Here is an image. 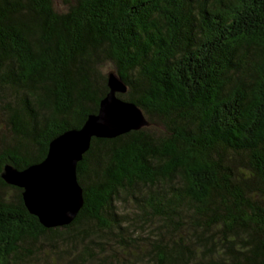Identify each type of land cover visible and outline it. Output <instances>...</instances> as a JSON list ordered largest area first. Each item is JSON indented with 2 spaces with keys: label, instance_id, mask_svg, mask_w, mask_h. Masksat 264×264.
I'll list each match as a JSON object with an SVG mask.
<instances>
[{
  "label": "trees",
  "instance_id": "trees-1",
  "mask_svg": "<svg viewBox=\"0 0 264 264\" xmlns=\"http://www.w3.org/2000/svg\"><path fill=\"white\" fill-rule=\"evenodd\" d=\"M66 3L0 0V264H264V0ZM110 72L147 124L91 138L77 216L45 228L1 173L80 128Z\"/></svg>",
  "mask_w": 264,
  "mask_h": 264
},
{
  "label": "water",
  "instance_id": "water-1",
  "mask_svg": "<svg viewBox=\"0 0 264 264\" xmlns=\"http://www.w3.org/2000/svg\"><path fill=\"white\" fill-rule=\"evenodd\" d=\"M107 87L96 113L89 114L80 128L52 139L41 162L23 170L4 166L1 178L22 189L24 206L45 228L68 225L77 216L83 198L76 168L91 138H114L147 124L138 106L116 95L126 91L118 75L108 73Z\"/></svg>",
  "mask_w": 264,
  "mask_h": 264
},
{
  "label": "rangeland",
  "instance_id": "rangeland-1",
  "mask_svg": "<svg viewBox=\"0 0 264 264\" xmlns=\"http://www.w3.org/2000/svg\"><path fill=\"white\" fill-rule=\"evenodd\" d=\"M66 1H72V0H52L54 7L59 11L66 9V7L68 6ZM45 251L48 252L47 249ZM49 256H50L49 259L53 258V257H51V255H49ZM51 261H53V259ZM61 262H63V261H61Z\"/></svg>",
  "mask_w": 264,
  "mask_h": 264
}]
</instances>
